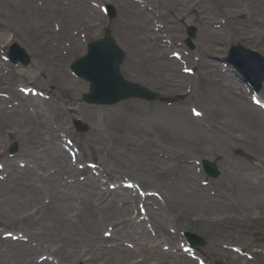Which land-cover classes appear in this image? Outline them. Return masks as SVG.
<instances>
[{
	"label": "rangeland",
	"instance_id": "1",
	"mask_svg": "<svg viewBox=\"0 0 264 264\" xmlns=\"http://www.w3.org/2000/svg\"><path fill=\"white\" fill-rule=\"evenodd\" d=\"M154 1L83 0L82 6L77 0L71 2L65 0H26L29 7L23 10L20 17L22 20L12 22L10 20L11 16L0 13V22L8 19L7 22L9 23L6 27L14 25V27L19 29V33H15L17 35L14 32H10V34L8 32H0V65L3 64L1 66V68H4L2 72L8 78L7 81L0 82V91H3V93H10L8 84L13 86V84L19 82L22 87L23 83H27L29 80L27 77L11 79L10 74H8V70L15 67L3 61L1 53L3 56L6 55L7 47L10 44L18 43L31 57L28 67L20 65L22 68H27L24 69L25 71L29 69L33 73L38 67V69L42 70L48 69L47 64L37 55V51H43L44 47H37L36 39H40L42 44L58 49L62 57L65 58L67 56L65 63L66 69L68 66L69 70V65L83 56L86 44L101 37L104 28L108 27L112 30L119 45L127 53V58L121 71L128 81L139 83L163 97H181L172 106L159 102L146 103L136 99L123 101L113 106L87 105L83 97L90 90L89 83L75 77L69 71L71 78L81 82V86H88V88L85 93L82 92L79 97L77 96L76 102H71L69 93L67 96L62 93L64 100L60 103L61 110L59 114H52L51 123L54 128L61 124L64 125V130L67 133H64L63 139L66 138L73 141L71 145L72 159H74V163L76 162L75 165L78 169L79 165L86 166V163H91L92 166H95L92 169L90 167V170L94 172L93 176L89 175L88 170L77 169L76 178L64 177V179L72 182V186L79 183L76 189L71 190L73 199L69 200L73 201L69 202V204L72 206H64L65 209H63L66 213L63 215L67 216L68 224L75 229L74 233L69 229L66 231L69 236L75 238L68 239V243H65L67 239L61 238V234L55 232L51 239L44 240L40 233L30 229V226L29 229L24 228L25 225L21 220L20 213L16 214L14 212L12 217H3L4 211L2 210L5 209V193L10 191L7 189L10 188L13 181L12 178L9 179L11 176L9 166L6 164V170L4 162L10 160L21 170L26 168L23 164L28 165V159L25 158L26 153L21 141L6 136L0 140V163L4 166V170L0 171V188H2L3 183L5 185L2 188L3 190L0 189V264H28V261H33L37 264L45 261L49 264H85L86 260L90 264H106V261L110 264L111 260L116 262L119 260L123 264H264L261 261V257H264V203L258 200L246 201L243 204L240 199L232 202L228 184L230 182L227 176L228 160L250 167L251 154L255 152L251 151L253 139L261 142H263V139H258L255 136L257 130L250 127L248 122H242V118L238 117L239 109L231 104H234V101L230 92L225 91V93L220 92L218 94L215 91L217 89L215 87L216 82L204 84L202 80L197 78L179 83V79H171L166 75L170 73L169 76H171L173 70L170 68V64L165 62V60L177 62L176 72L178 75L188 77L187 69L195 70L196 66L201 64L206 58L203 53H205L208 42L201 38L204 27L205 30L210 28L213 31L221 30L222 28L229 30L227 25L232 18H235L236 14L240 15L242 13L243 15L252 14L260 22H264V6L257 0L247 2L234 0L235 4L232 9L237 13L233 14V12L222 10L217 4L214 5L213 0H208V3H202L199 0H168L169 6L166 5V0H156L159 6L153 4ZM3 3L15 5L14 0H0V5ZM73 3L80 5V9H82V6L84 10L88 8L96 10L97 14L91 17V20L95 23L94 29H90V23L82 16L75 21L70 20V23L63 21V19L67 21V18H63L55 7L71 9ZM107 3L113 4L118 11L117 18L111 22L107 20L101 11V7ZM127 3L133 4L143 12H146V17L148 18L146 23L149 27L147 32L144 29H140L138 24H135L134 27L131 25L130 28L123 23V20L131 21L133 19L130 12H137L135 7L133 8ZM210 3L212 8L209 7L213 12L209 10V15H207L201 8L203 5L208 6ZM32 7L47 12L43 13L42 16L39 12L33 11ZM192 8H194L193 13H188V16L184 15L185 11L188 12ZM126 10L128 15L123 16L122 12ZM38 17L43 18L41 26L37 23H32ZM140 17L143 18L142 16ZM198 17H202L204 21H210V24L206 25L204 22H199ZM141 25H144L142 21ZM188 26L198 28L197 38L193 41L194 51H190L185 45ZM200 26L202 27L200 28ZM29 27L34 30L29 29ZM246 28V23L240 17L237 27H233L231 32H227L229 33L228 38H225L222 45L218 46L221 52L209 58L207 62L216 65L224 75H228L233 79L234 83L241 89L239 92L243 91L244 103L249 105L254 97H259L264 101V86L260 95L253 94L247 85L242 82L241 77L234 68L225 61L229 48L235 44H241L245 48L262 54L264 57V31L262 33L263 43L260 44L254 43L253 39H246L243 30ZM48 29L55 35L64 32L68 35L67 37L80 41L83 45L82 51L74 52L70 50L66 54L69 46H67L68 40H63L61 43L59 39H52L53 35L49 34L50 31ZM136 35L141 37L137 38ZM8 37L9 39L6 41ZM49 40L50 42H47ZM4 41H6V44L3 43ZM155 50L157 57L163 61L159 70L154 69V65L158 66L155 62L159 61H155L153 64L147 61L152 57ZM175 54H180L181 58H176ZM137 56L142 58V63L148 69L126 67V62L132 63V61H136ZM46 77L47 73L44 74L43 79H46ZM174 82L180 85L173 84ZM213 92L215 95L212 94ZM192 95L195 96L194 99ZM246 99L249 102H246ZM244 103L242 105L246 106ZM250 104L252 105V102ZM79 106L117 110L114 114L101 118V121L96 119V123L100 124L99 127H101L100 132L94 131L93 122L82 119L89 126V130L80 134L76 131L73 122L75 114L80 117L77 110ZM211 108L213 110L216 109L213 111L216 117L211 122L208 119L199 118L202 122L198 123L197 126L194 123L193 133L194 139L197 141L195 144H189L184 141H169L165 131L160 130V125L163 124L164 129L179 130L183 135H189V125L191 126L192 124L188 122L189 119L185 116L188 114L192 117L191 111L193 109L200 110L203 114H206ZM259 110L264 113L263 109ZM131 120L137 121L144 126L145 135H140V138L134 140L141 144V147L145 146L143 145L144 142L149 143L152 141L155 145L165 148L167 153L165 155L173 154L174 150L181 154V157H178L183 162L181 165L192 167L196 191H190L189 194L171 191L172 187L169 185L168 179L173 170L163 174L159 172H163L162 170L169 171L170 168L167 170L166 167L156 166L155 171L152 170L150 168L152 167L150 159L156 157L149 158L151 151L147 149H141L143 152H140V155L128 154L129 156L126 160L131 161L130 164L118 155L121 151L126 152L125 148L118 143L127 129L126 121ZM230 136L235 139H230ZM217 139L222 141L215 142L214 140ZM14 144L19 146V153L17 156L12 157L8 151ZM147 146L150 145L148 144ZM42 152L39 150L37 155L42 156ZM138 159H143V161ZM157 159L163 163L169 162L163 157L158 156ZM21 161L23 162L21 163ZM204 161H209L219 167L220 178L210 179L205 174L201 164ZM142 162H146V167L138 165V163ZM104 170L106 171L104 172ZM50 172L56 175L57 170L52 169ZM89 177L90 179H88ZM58 184L61 187L64 183L59 181ZM93 186L97 192H106L111 195L117 192L121 196L126 197L128 195L131 198L133 207L130 205L129 215L125 216L120 221V224L118 223L117 225L112 220L105 222L106 220L102 219V214H98L97 220H95V217L92 219L94 222L92 225L84 222L81 214L82 206L86 202L92 201L91 206L93 210L97 211L101 206L106 205L104 199L109 200L111 196L98 200L96 195L90 194ZM202 190H205L204 192L207 195H211L212 199L220 198L216 196H220L221 193L224 194L228 197L230 206L224 211L222 208H215V205L210 206L208 204V208L204 209L199 206L186 207L182 202L178 205H173L175 198H181L182 201L187 202L192 199L190 196L198 195ZM191 193L192 195H190ZM39 200H42L41 202L39 201V204L44 203L42 196L39 197ZM45 201L47 203L50 200L45 199ZM114 206L122 209L124 203L120 199L117 200L115 198ZM37 209L34 207L30 210L33 214H36L37 212L35 211ZM38 213L43 216L48 215L40 211ZM197 220H200V222ZM206 220H209L208 223L210 224H203ZM222 220H225L223 224L216 225L214 223ZM41 222L39 221V224ZM128 223H131V226ZM141 224L147 235H143L141 232H132ZM40 225L38 227L42 229L50 228L51 222L44 220ZM127 231L130 234L125 235ZM184 232H193L200 235L206 240V245L198 248L195 252L186 250L187 244L182 236ZM6 235L7 237H5ZM30 239L31 241L29 242ZM16 243H24L36 249L32 252L28 261L19 262V259L10 258V254L7 253V245L14 246ZM91 248L93 251H90ZM60 250H67L68 253L62 255ZM74 250H76L75 256L77 255L82 262L78 259L70 261L68 255ZM158 253L160 254L158 255Z\"/></svg>",
	"mask_w": 264,
	"mask_h": 264
},
{
	"label": "bare ground",
	"instance_id": "2",
	"mask_svg": "<svg viewBox=\"0 0 264 264\" xmlns=\"http://www.w3.org/2000/svg\"><path fill=\"white\" fill-rule=\"evenodd\" d=\"M68 2H71L73 0H65ZM80 5L83 6V0H77ZM185 1V0H182ZM202 3H208V0H199ZM260 4L264 6V0H257ZM15 5L10 3L7 4H1L0 5V13L11 16L10 20L12 22H17L22 16V12L25 8H28L29 5L26 3V0H14ZM212 3V2H211ZM211 3L208 6H204L201 8L203 9V12H205L207 15ZM214 5H218L222 8L224 11H230L233 12V14L237 13L232 8L235 4L234 0H213ZM131 7H135L137 12H130L132 14L131 16L133 19L131 21L129 20H123V23L128 25L131 28L134 27L135 24H138L140 29H144L145 32L148 31L149 27L147 26V20L146 12H143L140 8L133 4L127 3ZM153 4L159 6V3L155 0ZM80 5L72 4V8L65 9V8H58L55 7L57 12H60L62 14L63 18H67V21L63 19L65 23H70V20H77L80 16L84 17L86 21L90 23V29H94V21L91 20L92 15H96V10L94 8H88L84 10V7L81 6L82 9H80ZM166 5L169 6L170 3L168 0H166ZM50 6V5H48ZM210 6V7H209ZM32 10L35 12H39L40 15L43 16V13H46L45 10H39L36 7H32ZM214 10V9H213ZM48 11H50L48 9ZM212 11V10H211ZM194 8L190 9L188 12H184V15L188 16V13H193ZM200 12V9H199ZM213 12V11H212ZM123 16L128 15L127 10L122 12ZM142 16L143 18H141ZM165 16V15H164ZM242 17V21L246 23L247 28L244 30V35L246 36L247 40L253 39L254 43H263V37L262 33L264 31L263 26L264 22H260L254 15H243L242 14H236L235 18H232L231 22L227 25L228 29L222 28L221 30H211L210 28L204 29V32L201 33V38L203 40H206L208 45L205 50V56L206 58L203 60L201 64H198L194 70L193 75L185 77L183 75H178L176 72V69L178 67V63L175 61H166V63L170 64V68L173 70V73H170L169 75L166 74L171 79H179V83L187 81V80H193L198 79L202 80L204 84H210L211 82H216L215 87L217 89L215 90L218 94L220 92L225 93V91H228L231 93L232 100L234 101V104L232 105L236 106V108L239 109V115L238 117L242 120V122H245L250 125V127L255 128L257 130V134L255 135L258 139L262 138L263 142L253 139L252 142V149L251 151L253 154H251L250 158V167L243 165L242 163L235 162L233 160H228V170H227V176L229 178V191H230V200L237 201V199L242 200L243 204L244 202H250V201H258L264 203V113H261L260 110L255 107L253 104L251 105L250 102L249 105L244 103L243 101V91L239 92L241 89L237 84L234 83L233 79L229 77L228 75H224L220 68L216 65H212L211 63L207 62V60L216 54H219L221 50L218 48V46L222 45V42H224V39L228 38L229 33L231 32L233 27H237L239 24V19ZM199 22H204L206 25L210 24V21H204L202 17H198ZM167 19V17H166ZM33 20V19H32ZM138 20V21H137ZM8 19H4L0 22V32L1 33H7L10 34V32L19 33V29L17 27L8 26L7 22ZM141 21L144 25H141ZM32 23H37L38 25H42L43 18L38 17L37 19L33 20ZM134 23V24H133ZM213 24V23H212ZM14 27V28H13ZM45 27V26H43ZM202 26H200L201 28ZM29 29L34 30L33 28L29 27ZM49 30V29H48ZM235 30V29H234ZM50 31V30H49ZM237 31V29H236ZM45 32V31H44ZM62 32V31H61ZM241 32H243L241 30ZM50 35H53L52 39H59V41L62 43L63 40H68L67 46V53L69 51H82L83 45L80 43V41H75L74 39L67 37L66 33H62L59 35L53 34L51 31L49 33ZM134 34V33H133ZM17 35V34H15ZM5 36V34H4ZM137 38H140L141 36H137ZM50 38V39H51ZM9 39V37L6 39V41ZM6 41L3 43L6 44ZM58 41V40H56ZM47 42H50L47 41ZM73 43V47H72ZM212 43V44H211ZM66 44V43H65ZM36 45L37 47H44L43 51H37V55L47 64L48 69H36L35 72L31 73V71L24 70L27 68L22 67H16L10 69V77L11 79L15 77H27L29 80L27 83H23V87L20 88V91H16L15 88L20 85V83L13 84V86H10L8 84L10 93V97H1L0 98V140L4 139L6 136L8 138H12L14 140H20L23 149L25 150V158L28 159V165L26 164V167L24 170L19 169L16 164H13L12 161L6 160L4 162L5 169L7 170L6 164L9 166V172L11 176L9 179L12 178V182L10 185V188H6L7 190H10L8 193H5V201H4V211L3 217H12L14 215V212L20 213L21 220L23 221V224L25 225L24 228H30L34 231H37L42 236V239H51L52 235L57 232L61 234V238L67 239L65 243H68V239L71 240L75 237L69 236L66 230H71L73 233L75 232V229L68 224L67 216L63 215L66 214L63 209L64 206H72L69 204V202L73 200V195L71 193L72 189H76L77 186H79V183H76L74 186L71 185L72 182L64 179V177L69 176L70 178L74 179L77 176V166L72 162L70 153L68 152V140L65 138L63 143V135L64 133H67V131L64 130V125H58L56 128L53 127V124L51 123V119L53 117L52 114H59L61 110L60 103L63 102L64 96L68 95V93L71 96V102L77 101V96L79 97L81 93H85L88 86H81V82H78L77 80H74L69 75V72L66 70V57H62L60 55V51L58 49L51 48L50 46L46 44H42L40 39H36ZM62 45V44H60ZM210 45V46H209ZM72 47V48H71ZM157 50V49H156ZM156 50L153 52V55L151 58H149L147 61L149 63L152 62V64L155 61L154 69L159 70L162 67V62L157 57ZM73 53V52H72ZM64 55V54H63ZM65 56V55H64ZM142 58L140 56H137L136 61H132V63L127 62L126 67L127 68H134L138 67L140 68H146V65L142 63ZM1 64L0 66H2ZM1 68V67H0ZM9 69V68H8ZM155 70V71H156ZM0 82L7 81L8 78L7 75H5L2 70L0 69ZM168 73V71H166ZM47 73L46 79H43L44 74ZM49 73V74H48ZM179 83H173V84H179ZM212 84V83H211ZM215 84V83H214ZM5 85V84H4ZM180 85V84H179ZM30 88V89H29ZM3 91H0V93ZM5 93V94H7ZM62 93L64 96H62ZM12 94V95H11ZM212 94L215 95L213 92ZM14 95V96H13ZM76 97H75V96ZM194 95V94H193ZM192 95V98L194 99L195 96ZM211 95V94H210ZM246 102H249L246 99ZM242 103H244L246 106H243ZM13 104L14 106H9ZM216 104V103H215ZM141 105V104H139ZM239 106V107H238ZM246 107V109H245ZM141 108V107H139ZM78 115L80 117H74L78 119H86L89 122H93L94 124V131L100 132L101 127L100 124L96 123V119L101 121V118H104L106 116H109L111 114H114L117 109L111 110L107 108H92V107H85V106H79L77 108ZM121 110V109H120ZM166 110V109H164ZM206 114L203 115L205 119H208L210 122L213 118H215V111L213 108L209 109ZM242 111V112H241ZM182 117V116H180ZM188 117L189 123L192 124L190 127V133L189 135H183L179 130H168L164 129L163 124L160 125V130L165 131L167 139L172 142L176 141H184L189 144H195L197 142L194 139V123L196 126L198 123L202 122V120H199V118H193L190 115L187 114L185 116ZM202 117V118H203ZM122 118V117H121ZM201 118V119H202ZM127 122V129L124 133V136H122L121 140L119 141V145L125 148L126 152L121 151L118 155L122 157V159L125 161L126 158L129 156L128 154L133 155H140L141 149H147L151 151L149 154V158L155 156L156 158H151L150 162H152V167H150L152 170L155 171L157 168L156 166H162L163 168H167V170H162L163 172H159L160 174L168 173L171 170L172 173L169 175L168 183L172 187L171 191H177L182 192L185 194H189L190 191H196V187L194 185V174L192 173V167L189 165H181L183 162H181L178 157H181V154L177 151H173V154L169 153L168 155L165 152V148L163 146H157L155 143L150 141L149 143L144 142V147H141V144H138L135 139L140 138V135H145L144 126L140 124L137 121H126ZM130 123V124H129ZM130 126V127H129ZM197 128V127H196ZM200 131L199 129H197ZM187 137V138H184ZM232 139V136L229 137ZM235 138L233 137L232 140ZM12 140V139H11ZM215 142H221V139L214 140ZM238 141V140H236ZM150 146H147V145ZM44 148V149H43ZM43 149V150H42ZM41 150L42 156L37 155L38 151ZM163 157L165 160H168L169 162L159 161L157 158ZM139 161H143V159H138ZM70 161V164H69ZM128 164L130 162L126 160ZM23 161H21L22 163ZM146 162L138 163L140 166H144ZM187 164L186 162H184ZM13 164V165H10ZM135 164V163H133ZM73 165V166H72ZM137 166V165H136ZM54 169L57 170L56 175L51 173L50 171ZM149 169V168H148ZM106 170H104L105 172ZM150 171V169H149ZM89 175L93 176L94 174L92 171H89ZM113 174V173H111ZM65 175V176H64ZM9 176V175H8ZM7 177V175H6ZM90 179V177L88 178ZM61 181L62 184L61 187L59 186L58 182ZM76 182V181H75ZM4 183L2 184V188L4 187ZM0 188L1 190H3ZM0 190V191H1ZM205 190H202L200 194H194L192 199L190 201H182L181 198H175L173 205H178L179 203H183L186 207L191 206L190 208H193L195 206H199L200 208H208V205H215V208H222L224 211L228 206H230L229 199L224 194H220V198L212 199L211 195H207ZM90 194H94L97 196L98 200H102L104 198H107L111 194H107L106 192H97L96 188L93 186L91 187ZM192 195V193L190 194ZM42 196V199L44 203L39 204V197ZM95 196V198H96ZM239 197V198H238ZM115 198L120 199L124 203V207L122 209L117 208L114 206ZM45 199H49L46 203ZM205 201V202H204ZM104 202L106 205H103L98 209L97 211L93 210V207L91 206L92 201L86 202L84 204L83 210H82V219L85 223L92 225L93 218L95 217V220H97L98 214H102L103 220L108 221H115L118 225L120 224V221L124 219L125 216L129 215L130 212V205L132 206L133 201L131 198L127 195L121 196L117 192L113 193L109 200L104 199ZM34 204V205H31ZM42 205V206H41ZM39 206V207H38ZM38 208L35 212L36 214H33L30 209L32 208ZM133 207V206H132ZM233 207V206H232ZM42 212L45 214H48L47 216H43L42 214L38 212ZM70 212V211H68ZM133 214V211H132ZM46 217V218H45ZM51 217V219H50ZM44 220H49L51 222L50 228L41 229L38 226H41L42 222ZM102 220V221H103ZM39 221L41 222L39 224ZM200 222V220H197ZM114 222V223H115ZM204 222V221H202ZM209 220H206L203 224L207 225ZM218 222V223H216ZM214 222L216 225L223 224L225 220L222 221H216ZM131 224V223H130ZM128 223V225H130ZM30 226V227H29ZM116 226V225H115ZM131 226V225H130ZM138 227V228H137ZM135 230H133V233H139L143 235H147L145 229L143 228L142 224L140 226H137ZM217 228L216 226H213ZM39 228V229H38ZM140 228V230H139ZM144 229V230H143ZM59 230V231H58ZM129 231L125 233V235ZM33 236V235H32ZM29 237V236H25ZM33 238V237H31ZM31 239L29 240V242ZM77 244V243H76ZM39 245V244H37ZM66 245V244H65ZM7 253L10 254V258L13 259H19V262L28 261L30 259V255H32V252L36 249L28 246L24 243H16L14 246L7 245ZM91 247V246H89ZM62 255L68 253V251H62ZM75 251L71 252L68 255V258H70V261H73L75 259H78L77 255L75 256ZM90 251H93L91 248ZM60 252V253H61ZM160 253H158L159 255ZM157 256V255H156ZM231 256V255H230ZM84 261V260H83ZM186 261V260H185ZM188 261V260H187ZM261 261L264 263V257H261ZM75 262V261H74ZM82 262V261H81ZM86 260L85 264L87 263ZM36 263V262H35ZM33 261H28V264H35ZM37 264V263H36ZM41 264H49L46 261ZM106 264L108 262L106 261ZM110 264H123L118 260V262L111 260Z\"/></svg>",
	"mask_w": 264,
	"mask_h": 264
},
{
	"label": "water",
	"instance_id": "3",
	"mask_svg": "<svg viewBox=\"0 0 264 264\" xmlns=\"http://www.w3.org/2000/svg\"><path fill=\"white\" fill-rule=\"evenodd\" d=\"M190 34L192 37H195L196 30L191 29ZM107 43L110 44V42H107ZM93 46H94L93 48H100L101 50H103V52L99 50L102 53L99 55H100L101 60H104V61L102 64L100 65L96 64L92 67L91 65L94 61L87 63V64L84 62H80V64L82 65V69L80 70L83 71L81 72V74L90 80L93 77L92 82L94 84V87H93L94 95L87 97V100L89 102L116 103L118 101H121L122 99L129 98L132 96L149 98V99L153 98L152 95L148 91H145L141 88L127 85L121 82V79L119 78V74H118V69L121 63L120 61L121 56L119 54L114 53V56L117 59L115 60L114 69L112 70L111 68H108L110 67V64H111L109 54L112 55V53H110L109 46L106 43L97 44ZM15 50H18L19 52H21L23 55V58L25 57L26 54L23 52V50L19 48L18 49L15 48ZM12 53H14V50L12 51ZM23 60H27V58H24ZM90 72H91V75L89 74ZM262 81H264V76H259L258 79L256 80V82L259 84ZM100 87H101V90H100ZM96 99H99V100L96 101ZM78 129L81 132H85L87 130V127L79 123ZM11 151L17 152V148L13 147ZM205 165H206V168L209 174H211L212 176L218 175L217 171L215 170V167L209 165L208 163ZM189 237L193 245H200V246L205 245L202 239L197 238L194 235H189Z\"/></svg>",
	"mask_w": 264,
	"mask_h": 264
}]
</instances>
